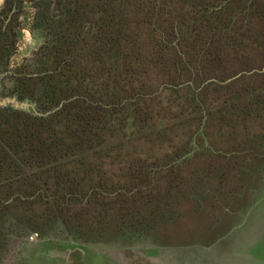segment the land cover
Masks as SVG:
<instances>
[{"label": "trees", "instance_id": "obj_1", "mask_svg": "<svg viewBox=\"0 0 264 264\" xmlns=\"http://www.w3.org/2000/svg\"><path fill=\"white\" fill-rule=\"evenodd\" d=\"M35 25L49 37L15 69L0 28V81L27 104L0 106V250L7 219L88 242L237 197L204 156L264 154V0H40Z\"/></svg>", "mask_w": 264, "mask_h": 264}, {"label": "rangeland", "instance_id": "obj_2", "mask_svg": "<svg viewBox=\"0 0 264 264\" xmlns=\"http://www.w3.org/2000/svg\"><path fill=\"white\" fill-rule=\"evenodd\" d=\"M39 1L2 0L0 3V28L10 27L12 41L9 69L30 63L37 57L45 38L49 37L47 31L35 25ZM13 3L14 12L10 21L5 23ZM243 66L245 64L241 63L238 68ZM253 71L262 73L264 64L254 66ZM12 87L9 77L3 78L0 97H9ZM174 125L175 121L170 119L167 129L174 128ZM165 128L155 132L153 139H167L173 128L170 133ZM207 141L201 139L196 145L208 144ZM186 144L194 151L191 138ZM208 145L213 149L204 156L209 161L204 164L212 168L211 177L225 178L224 194L229 196V190L234 195L237 193L234 200L230 195L231 200H223L219 207L207 206L198 212L192 202H182L175 208L177 215L173 220L151 231L142 230L139 234L135 232L116 238L100 237L88 242L78 241L59 228H52L42 236L34 232L25 235L7 219L2 225L5 239L0 250V264H264V154L259 150L257 157L246 151L240 155L226 148L216 150L210 142ZM244 155L248 156L238 158ZM243 160L251 167L247 179L241 170L236 172L240 163L245 162ZM223 170L225 176H222ZM207 184L213 186L215 183L213 180ZM242 188H245L244 195L241 194Z\"/></svg>", "mask_w": 264, "mask_h": 264}, {"label": "water", "instance_id": "obj_3", "mask_svg": "<svg viewBox=\"0 0 264 264\" xmlns=\"http://www.w3.org/2000/svg\"><path fill=\"white\" fill-rule=\"evenodd\" d=\"M14 11V7L11 9V12L10 14L8 15V17L5 19V23L8 22L10 16H11V13ZM12 104L13 106L15 107H26L27 104H23L19 101H16L14 98L12 97H4V98H1L0 97V106H5L7 104Z\"/></svg>", "mask_w": 264, "mask_h": 264}, {"label": "flooded vegetation", "instance_id": "obj_4", "mask_svg": "<svg viewBox=\"0 0 264 264\" xmlns=\"http://www.w3.org/2000/svg\"><path fill=\"white\" fill-rule=\"evenodd\" d=\"M13 7H14V6H13ZM13 12H14V11H13ZM13 12H12V13H13ZM12 13H11V16H12ZM9 14H10V13H9ZM11 16H10V18H9V20H8V21H10V19H11Z\"/></svg>", "mask_w": 264, "mask_h": 264}, {"label": "clouds", "instance_id": "obj_5", "mask_svg": "<svg viewBox=\"0 0 264 264\" xmlns=\"http://www.w3.org/2000/svg\"><path fill=\"white\" fill-rule=\"evenodd\" d=\"M0 3H2V0H0Z\"/></svg>", "mask_w": 264, "mask_h": 264}]
</instances>
